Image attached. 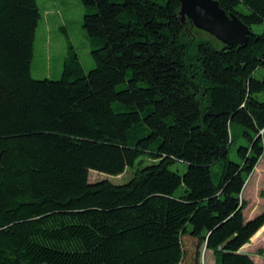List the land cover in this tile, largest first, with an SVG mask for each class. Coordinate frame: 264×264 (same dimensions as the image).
<instances>
[{
  "label": "trees",
  "instance_id": "trees-1",
  "mask_svg": "<svg viewBox=\"0 0 264 264\" xmlns=\"http://www.w3.org/2000/svg\"><path fill=\"white\" fill-rule=\"evenodd\" d=\"M218 1L245 45L194 42L182 0H81L96 65L70 44L53 80L32 75L37 0H0V264H256L242 249L264 212L247 220L242 194L264 157V0ZM142 157L127 183L89 179Z\"/></svg>",
  "mask_w": 264,
  "mask_h": 264
},
{
  "label": "rangeland",
  "instance_id": "rangeland-1",
  "mask_svg": "<svg viewBox=\"0 0 264 264\" xmlns=\"http://www.w3.org/2000/svg\"><path fill=\"white\" fill-rule=\"evenodd\" d=\"M42 12V18L36 31L34 40V56L32 60V75L36 79H60L63 75L65 61L69 56L70 44L80 57L82 66L86 71L95 67V61L92 56L93 45L83 27L85 8L81 0H37ZM187 33L190 38H195L194 42L200 39H209L217 47L222 43L208 32L197 29L190 20L186 21ZM255 33H261L264 30V24H255L252 26ZM195 43V44H196ZM191 54L196 53V45H193ZM240 130L241 126L234 124V131ZM248 140L244 136L237 135L232 144L229 157L231 160L241 162L238 153L240 145H247ZM143 160V162H141ZM151 159L142 157L137 160L133 167H130L123 174L114 176L101 173L95 170L89 172L91 182L103 179H109L115 184L127 183L133 176L138 167L151 163ZM171 169L184 174L188 165L176 161ZM219 165H214L218 169ZM242 199L247 203L244 215L250 220L264 212V157H262L249 177ZM244 251L254 255L257 264H264V231L255 240L243 248ZM263 252V256L259 252ZM215 255L212 252H202L200 264H214Z\"/></svg>",
  "mask_w": 264,
  "mask_h": 264
},
{
  "label": "water",
  "instance_id": "water-1",
  "mask_svg": "<svg viewBox=\"0 0 264 264\" xmlns=\"http://www.w3.org/2000/svg\"><path fill=\"white\" fill-rule=\"evenodd\" d=\"M181 20H190L199 30L213 35L222 44L243 46L251 33L235 13H227L218 0H182Z\"/></svg>",
  "mask_w": 264,
  "mask_h": 264
},
{
  "label": "crops",
  "instance_id": "crops-1",
  "mask_svg": "<svg viewBox=\"0 0 264 264\" xmlns=\"http://www.w3.org/2000/svg\"><path fill=\"white\" fill-rule=\"evenodd\" d=\"M184 241H185V243H186L187 249L191 251V250L194 248V242H193V240H192L191 238H189V237H186ZM246 245H248V244H246ZM246 245H245V246H246ZM245 246H244V247H245ZM244 247H243V248H244ZM242 250H243V249H242ZM208 251H209V252H212V251H210V250H208ZM243 251H244V250H243ZM244 252H246V251H244ZM252 257H253V259H254L255 262H256V259H255L254 255H252ZM214 264H216V262H214ZM256 264H257V262H256Z\"/></svg>",
  "mask_w": 264,
  "mask_h": 264
},
{
  "label": "built area",
  "instance_id": "built-area-1",
  "mask_svg": "<svg viewBox=\"0 0 264 264\" xmlns=\"http://www.w3.org/2000/svg\"><path fill=\"white\" fill-rule=\"evenodd\" d=\"M206 251H207L206 249L203 250V252H206Z\"/></svg>",
  "mask_w": 264,
  "mask_h": 264
}]
</instances>
